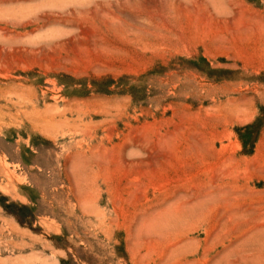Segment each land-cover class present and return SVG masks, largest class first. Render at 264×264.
I'll list each match as a JSON object with an SVG mask.
<instances>
[{"label":"rangeland","instance_id":"rangeland-1","mask_svg":"<svg viewBox=\"0 0 264 264\" xmlns=\"http://www.w3.org/2000/svg\"><path fill=\"white\" fill-rule=\"evenodd\" d=\"M0 264H264V0H0Z\"/></svg>","mask_w":264,"mask_h":264}]
</instances>
